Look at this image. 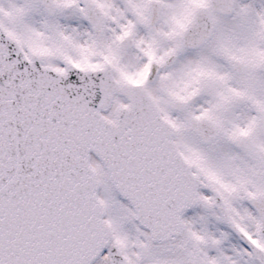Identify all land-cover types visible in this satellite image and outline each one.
Instances as JSON below:
<instances>
[{
    "label": "snow or ice",
    "instance_id": "6c2138e0",
    "mask_svg": "<svg viewBox=\"0 0 264 264\" xmlns=\"http://www.w3.org/2000/svg\"><path fill=\"white\" fill-rule=\"evenodd\" d=\"M0 264H264V0H0Z\"/></svg>",
    "mask_w": 264,
    "mask_h": 264
}]
</instances>
